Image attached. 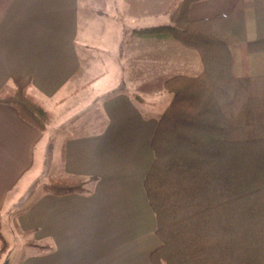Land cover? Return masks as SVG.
I'll list each match as a JSON object with an SVG mask.
<instances>
[{
    "label": "crops",
    "instance_id": "crops-1",
    "mask_svg": "<svg viewBox=\"0 0 264 264\" xmlns=\"http://www.w3.org/2000/svg\"><path fill=\"white\" fill-rule=\"evenodd\" d=\"M236 1L195 2L189 17L227 14ZM138 2L0 0V93L11 78L30 79L52 120L38 131L0 104L2 231L8 252L12 237L26 249L2 264H150L160 246L143 189L158 119L134 101L202 68L196 52L172 39L132 30L124 43L123 23L153 21H140ZM240 53L248 63L244 45ZM244 70L241 76H250ZM50 178L97 181L90 195L54 196L41 190Z\"/></svg>",
    "mask_w": 264,
    "mask_h": 264
},
{
    "label": "trees",
    "instance_id": "trees-1",
    "mask_svg": "<svg viewBox=\"0 0 264 264\" xmlns=\"http://www.w3.org/2000/svg\"><path fill=\"white\" fill-rule=\"evenodd\" d=\"M199 1L171 0L166 26L136 32L144 39H173L202 64L199 75L163 84L170 99L157 120L143 181L160 242L150 262L264 264V74L236 75L231 50L244 43L250 55L264 54V0H237L227 14L192 20L189 8ZM248 12L253 41L247 38ZM31 91L30 79L11 78L0 104L44 131L52 120ZM41 188L54 196L93 193L82 181L62 178ZM9 248L0 219V262Z\"/></svg>",
    "mask_w": 264,
    "mask_h": 264
},
{
    "label": "rangeland",
    "instance_id": "rangeland-1",
    "mask_svg": "<svg viewBox=\"0 0 264 264\" xmlns=\"http://www.w3.org/2000/svg\"><path fill=\"white\" fill-rule=\"evenodd\" d=\"M138 1H139L138 3L141 4L140 21H144V20L148 21L151 19H153V21H149L150 23L141 24V26L139 23H123L124 24V36H125L124 43L126 45L131 40V33H132L131 31L132 30H136V32H137V30L139 31V30L163 26L164 24H161L162 22L165 24L168 23L166 21L167 20L166 9L169 6L171 0H138ZM145 11H146V13H145ZM246 20H247V38H248V41H253L255 36H254V24H253L252 12L247 13ZM173 41H175V40H173ZM176 43H178V42H176ZM242 45H244L246 47L247 54L250 55L248 53L247 46L244 43L234 44L231 46V50L233 53V70H234V73L236 75L240 76L241 73H244L243 72V71H245L244 69H246V67H248L250 76L263 75L264 74V64H263V66L260 65V61L257 58H261V60L264 61V54L262 53V54H258V55H251V56H249L248 63H246L245 61H243L244 60L243 55L240 53V48ZM188 50H190V49H188ZM191 51H193V50H191ZM199 60H200V58H199ZM200 64H201V61H200ZM201 68H202V64H201ZM201 71H202V69H201ZM175 76H178V75H175ZM169 99H170L169 95L164 91V88H163L160 92L151 96V98L149 97V99L147 101L138 98V99H136V101H134V103H135V106L137 107V109H139L145 117H156V119H158L160 117V115L163 113L167 104L169 103ZM95 105H97V103L94 102V106ZM80 112L82 113L84 111H80ZM77 113H79V112H77ZM48 180H46L45 182H47ZM84 183H85L86 189L94 190L95 183L91 184V185L88 181L87 182L84 181ZM41 190H42V188H41ZM31 191H36V189L31 190ZM33 193L34 192H32V194ZM29 198H31V192L29 193L28 200H30ZM9 240L11 243V249L5 257L6 261L8 259H10L12 256L19 253V251H21V253H22V251H24V253L26 252V249L22 245L20 240L13 238V237L9 238ZM38 249H39V247H38ZM149 259H150V257H149ZM0 264H2V261L0 262ZM150 264H151V262H150Z\"/></svg>",
    "mask_w": 264,
    "mask_h": 264
}]
</instances>
